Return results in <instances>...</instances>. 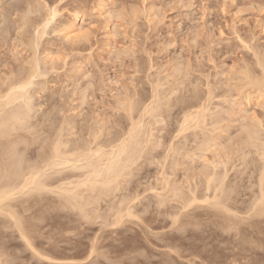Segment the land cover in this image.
<instances>
[{
    "label": "rangeland",
    "instance_id": "1",
    "mask_svg": "<svg viewBox=\"0 0 264 264\" xmlns=\"http://www.w3.org/2000/svg\"><path fill=\"white\" fill-rule=\"evenodd\" d=\"M33 5H34V7H37V8H33ZM36 5H38V6H36ZM45 6H46V8H45ZM38 7L39 8L41 7V9H40L41 11L39 10ZM54 7L56 10H58L57 11L58 15L56 16L54 21L51 22L50 25H48V27L46 29V34L42 37V39L37 40V43L39 46L38 49L36 48L37 51L33 50L31 48V46H29V45H30V43L34 44L31 41H34L36 39V35H37L36 33L38 30V25H41L43 23V21H45V20H43V19H46L45 14H47L46 16H48V13H49L48 11H50L51 8L53 9ZM32 9H33V11H34V9L35 10L37 9V10L32 12L33 14L31 13V15L28 14V11H30ZM26 11L28 14V18H30V22L32 23L29 25V23H30L29 22L26 25V26L29 25L28 28L26 26H23L24 23H22L23 17L25 16ZM23 13H24V15H23ZM75 13H78V14H76L77 16L75 15ZM64 26H65V28H64ZM70 26H71V28L75 27V29L78 30L77 34L81 32L79 35H82V33H85L86 34L85 36H87V38L85 39L84 37H82L83 39L81 38V40H80V38L76 39V40L73 39L74 41L73 40L72 41L71 40L70 41L65 40L66 38L63 36L65 33L63 35L61 34L63 32L62 30L66 29V27L68 29ZM57 28H59V29H57ZM262 28L264 29V0H0V78L1 77L6 78L9 76H12V74L16 73L17 71L20 72L21 70H27V68H29V66L25 63V61L27 62L28 60H25V59L31 60L32 58H34L33 56H36V54H37L40 58L38 56H36V57L42 63L40 66V70L42 71L43 75L33 79V84L30 86L29 92L31 93V96H33V98H34L33 100L35 102V105H37L36 107L38 108V110L36 112L37 115H35L36 113L34 114L35 118L32 119L31 124L35 125V123H36L37 127L40 125L39 126L40 129L38 128V131H40V130L42 132L45 131L44 133L40 132L41 133V134H39L40 139L44 138V137L48 138L52 133H54L56 131V129L61 127L62 124L59 122H62L63 121L62 119H64L66 117L65 120L67 121V119L70 117L68 120L72 121V123L75 125L74 128L76 127L75 128L76 130L74 129V131L72 132L75 134V135L73 134L76 137L75 141H77L76 139H78L79 137H80L79 140L81 139V137L84 138L83 136H76L77 134L75 133L77 131H78L77 133H81L80 131H82L83 127L85 129L83 128L84 130L82 132V135H85V138H87L86 135H87V132H89V129L93 128L96 130V132H98V131H100V128H103L104 130H102V132L104 131L105 134L102 133L101 141L104 139L103 142L105 143V141L108 140L107 138L111 137L113 140L116 136H118L120 134V132L124 128L126 129V127L128 126L129 120L126 117L125 113L123 111H121V109L119 110V108L121 107V106H119V103L131 100L132 98H128V97H132V95H133V99H134V97H136L135 99L137 101L135 99H134V101H136L137 103L139 100H140V102H142L143 100H145V98L148 99L149 97H151L150 95H152L151 89H153V87L158 86V85H156L159 83L158 81H160L162 84H165V86L163 85L164 86L163 88L161 87L162 85H159L160 88L163 89V90L160 88L158 89V91L162 92V95H160L161 97L165 95L164 97L166 98L168 96L167 95L168 92L171 93V96H172L174 93L172 94V91L170 88H172L174 86L172 88L173 91L176 88L175 92L177 90L178 94L176 93L172 97L170 96V94L168 96L169 98H172V99H170L171 101L173 100L175 102H171L169 99L166 98L167 100H169L168 102L170 105H171V103L173 104L176 102H177L176 104H178L180 99L183 100V102H184V100H185L184 97H187L189 99V100H187V105H190V103L193 100L192 99L190 101V98H192L191 94L193 96V94H195V92H196L195 91L193 93V91H194L193 89H201L202 90V89H205V87H206V89L202 90V91H204V93L199 90L200 95L206 94V92L208 91L207 89H209V87H211L209 90L210 91L212 90V93H213V91L216 93V94L213 93L211 95L212 100L214 97L217 96V93L220 96H218V98L214 99V101L211 100L212 102L211 101L210 102L214 103V104H210V102H209V104H210L209 106L212 105L211 107H213L216 104L218 105L219 104L218 101L220 100V98H223V95H226L224 93H227V91L229 89H231V82H230L231 79H229L231 77L229 75H231V71H232L233 67L241 66V65H242L241 67H244L245 65H247V63L250 64V62H252L255 59L254 57L252 58L253 53H251V51L248 50L247 48L245 49V46H243L245 44H243L244 42L243 43L241 42L242 39H243V41L247 40L246 43H248L250 40L249 43L251 45L253 44L252 46L255 45L254 47L258 46L257 48L260 50V52L263 53L262 55H264V51H261V48H262V50H264V30ZM54 30H56V31L54 32ZM58 30L60 32L61 31L62 32L60 33ZM237 36H239V37H237ZM250 36H251V39H250ZM252 36H254L255 38L253 39ZM239 38L241 39V41ZM251 41H253V43H251ZM30 48L32 49V51ZM34 51H36V54L34 53ZM46 55H49V58H47L48 56H46ZM51 58H53V59H51ZM50 59H51V63L49 62ZM244 59H246V60H244ZM247 59L249 61L250 60H252V61L249 62ZM43 60H44V62H47L48 60L49 61L47 63H43ZM52 60L54 62H52ZM244 61H246L245 64H244ZM254 61H253V64H254ZM24 63H25V65H24ZM22 65H23V67L25 66L24 67L25 69L24 68L22 69ZM136 66H138V67H136ZM241 67H237V69L238 68L240 69ZM50 68H52V69H50ZM54 68H55V70H54ZM16 69H18V70H16ZM19 69H21V70H19ZM173 69L175 70V72ZM230 69H231V71H230ZM237 69L234 68V70H237ZM178 70H180V71L178 72ZM7 72L8 73L12 72V73L8 74ZM227 72L228 73L230 72V73L228 74ZM185 77H187V78H185ZM158 79H160V80H158ZM152 80H153V84H155V81L157 83L155 85H153L151 83ZM161 80H163L164 82L166 80L168 82H170L168 84L170 87L167 86V84H166V83H168L167 81L164 83ZM180 80L183 83L180 82ZM226 80H227L228 84L226 83ZM176 81L178 82V84ZM184 83H185V85H184ZM207 83H208V85H207ZM75 84H76V86H75ZM176 84H177V87H179V84H183L184 86L182 85V87L185 89V91L186 90L187 91L185 92L184 89L181 87V85H180L181 88L180 87L177 88ZM151 85H152V87H150ZM192 85H193V87H192ZM199 85L201 88L199 87ZM228 85L230 87H228ZM164 88L166 90H164ZM168 88H169V90H168ZM191 88H193V89H191ZM76 90L79 92L80 95L78 94V92H76ZM150 90H151V92H150ZM179 90H181V91H179ZM189 90L192 92H190ZM165 91H167V92H165ZM199 91L197 90L198 93H199ZM229 91L232 92L233 95L235 94V96H236L235 90H234L235 92L231 91V90H229ZM81 92L83 94L86 92V95H87L86 100L87 101L86 100L84 101V103L87 102L86 104H82L83 101L81 103L79 102L83 98L82 97L83 95L81 94ZM181 92L184 95H182ZM230 92L228 93V95H226V97L228 96L229 98H226L224 96L226 99H228V101L230 100V96L232 95V94H230ZM134 93H136V94H134ZM143 93L146 95L144 96ZM74 94H76V95H74ZM180 94H181V96H178ZM214 94L216 96H213ZM221 94H223L222 97H221ZM229 94H230V96H229ZM175 95H177V96H175ZM146 96H148V97H146ZM182 96H184V97H182ZM181 97L184 99H182ZM205 97L207 98V96H205ZM137 98H141V99H137ZM176 98H178V99H176ZM225 98H223V99H225ZM261 99H260V101L259 100H256L255 102L253 101V104H256V106L252 105V102L250 103V105L248 104V106H246L247 103H246V101H244L245 102V103L243 102L244 106L243 105L241 107L238 106L239 107V108L237 107L238 109H234V108L233 109L236 110L235 111L236 113L238 110V113H239V111L241 110L240 108H242V109L244 108V110H245L248 107L247 110L252 112V113L249 112V114L253 115L254 114L253 112L256 111L257 113L256 112L255 113L258 116L262 117L261 119H262V121H264L263 120L264 119L263 118L264 117V108L262 109V106L257 107L258 106L257 102H262L263 99L262 100ZM183 102L180 101V107L182 106L184 108V106L186 107L187 105H186V103L183 104ZM188 102H190V103H188ZM215 102H216V104H215ZM221 102L222 101H220V104H219V106H221V109L218 108L219 112L221 110H223L224 108H226V110H227V111L224 110L227 112V114H225V112L222 111L221 117L224 114L226 115V116L224 115V117H226V118L223 120V122L226 120L229 121L230 116L231 117L235 116V115H230L231 113H230V111H228L227 107H229V110H231V107H230L231 104L226 105L225 102H223L222 104H221ZM227 103H231V102H227ZM38 104H40L41 106ZM78 104H82V105L79 106ZM51 105L53 106L54 109L52 108ZM174 105H173V108H174ZM50 107L52 109H50ZM180 107L178 104V105H176V108L169 110L167 112V115L170 114L169 115L170 118L168 117L169 118L168 120H167L166 114H165V117H163V118H165V120L163 118H160V117L159 118L161 120L158 117L155 119H153V118L149 119L148 118L149 116H146V119L145 120L143 119L144 122H142V125L145 126L144 125L145 123L146 124L151 123V120H152V126L150 125V127H149L148 126L149 124H148L147 126L149 128V131H148V128H147V130L146 129L144 130V128H146L147 126L144 127L143 130L146 131L147 134L150 132V130L155 132L154 134H156V135L155 136L153 135L151 137V139H152V141L155 140L156 142H158V144H160L161 146L164 144L162 142V139H163L162 137H164L166 139V141L164 139L163 140L165 143H167V141L169 142L171 140V138L174 139V141L178 142L179 140H182V137H184L185 134L188 135V136H186V138H188V142L190 141L191 143L189 142V144H187V150H188V152L190 151L191 153H193V154H191V153H189V154L191 156L193 155L192 157L190 156V158H192V159L194 158L193 160H195V161L190 162V161H192V159H187V158L185 161L184 159H180L181 157L178 156L180 161L181 160L185 161L184 163L182 161V167L181 168L179 166V168H177L178 169L177 170V169H175V167L173 168L172 166H170L173 170H171V168H170L169 171H167L165 168H169V165H166L164 167V171H162L163 169H162L161 165L163 164L162 162L164 161V159H163L164 155L161 153V150H160L161 146L159 148L157 147L158 151L155 147V150L154 151L152 150L153 152L152 151L150 152V150L148 149V148H150L149 147V145L151 144L150 143L148 145V148H147L148 152L150 154L146 153L147 151H145V153L147 155L145 154V156L143 157V155H144L143 154L142 155L143 158L141 157L142 159H140L141 162L138 161L139 163L136 164L137 166L134 165L135 168L137 167V170L139 173L136 171L135 168H133L132 171H136V172H133L128 176V179L133 181V182H130V180H129V183H131L130 185L127 182L128 179L125 180L128 184L125 183V181L124 182L122 181L123 182L122 185L125 184L124 186L126 188L121 185V187L123 189L121 190V187H118L119 191L118 190L117 191L119 193L117 191H115V193L112 195H110L111 193H109L108 200L106 198H104L102 202L99 201L100 203L99 202L97 203L99 206L97 204H95V202H93V201H92V204L94 203V206H92V205L87 206L89 204V202L86 203L85 200L82 201L83 203L87 204L86 205L87 207L85 206L86 207L85 210H88V209L90 210L89 212L86 211V212H88L87 214L91 213V211L95 212L94 208H96V207L99 208V213H97L96 216L99 214V216L101 215L102 218L98 217V218H96V220L94 219L93 221H95V222H93V224H92L91 220L87 221L85 219L86 221H83L81 216L78 217L79 213L76 212V210L74 212H72L73 210L72 211L68 210L71 213H67L68 212L67 209L63 210L60 205H57L58 197L56 195L54 196L53 194L49 193V195H46L45 201H44L45 203H47L48 207H45V208L41 207V208H39L40 211H39V209H37L38 213L40 215L42 214L43 217L45 216L43 218V220L45 219L44 221L43 220L41 221L42 218L39 217L40 215L38 216V213L35 214L36 213L35 211H33L34 214L29 212V213H25L24 216H25V218L27 217L26 220H28V221L30 218L29 216H31L28 214H33L35 218L36 217L40 218V221L43 222L42 224L38 220V218H36L37 220L34 221V217L32 216L33 221H32V219H30V221H32L33 225L36 226V230H34L30 226L32 224L28 225V227L30 226V228L33 230L32 240L36 244H40V245L42 242V245L44 244V246H45L43 249L47 248V246H48V249H46V252L44 254H48V256H50V258L52 256H55V261L58 259L59 260L55 262L53 260L54 257H52L53 258L52 261H50L51 259H49V261H48L47 258H45V260H47V261H45L43 258H41L42 259V262H41V260H39V257L37 258V256L34 255V253H32V251L30 249L27 250L25 242L20 238L18 231L16 232L15 228H14L15 230L13 228H12L13 230L10 228H7L6 230L10 229L7 232L5 230H3V232H2L1 231L2 229L0 230V232H2V233H0V235L1 236L3 235L2 237L5 236L4 239L0 236V239H1L0 240V243H1L0 244L1 245L0 246V250H1L0 258L2 256L6 255V253H7L6 251H8V253H7L8 258L6 256H4L1 258L2 261L0 260V262H2V263L5 262V264H12L13 263L12 260H14L13 264H53V262H54V264H64L63 260H65L66 264H78V263L81 264L80 262H82L83 264H93V262H94V264H96V263L97 264L98 263L99 264L100 263L101 264H131V263H133V264H142V263L143 264H163V262H164V264H231V263L247 264L249 262H250L249 264H264V231H263L262 235H261L262 232L261 233L257 232V231H260L259 229H261V231L264 230V227H263L264 225L262 224V223H264V222H262V220L264 221V218H262V219L259 218L260 221L258 220V218H256L258 221L255 220V218L250 220L251 222H252V220L253 221L255 220L257 223L260 222V224H262V225H260L259 227L263 228L262 229V228L257 227L258 229L256 231V229H251V227L248 226L250 230H255L254 232L256 234L260 233V235L263 237V238L258 237V235L255 234L258 238V239H256L255 238L256 236H254V234H253V237L256 240H254V239L251 240V237H252V234H250L251 231L249 230V234H248V228L245 227L247 224L244 225V223H243L244 226L241 225L244 229L245 228L247 229V230H245V232H247V233L241 232L242 230L244 231V229H241V231L239 229V230H237L238 235L235 234L236 230H234V229L229 230L228 227L230 226L231 221L230 222L227 221V218L223 216L224 213L223 214L220 213V215H222V217H224V220H223V218L221 216H219L218 210L214 214V213H212L214 211H211V210H214V208L210 209V211L212 213L211 214L209 211V208H208L210 206H207L208 210L205 211V209H207V208H205V209H204V207L201 208L203 206V203H205L202 201L203 202V203L201 202L202 204H198V206L201 205V207H200L201 210H199L198 206L196 207L197 203L194 204L195 206L192 205V207L186 208L189 211L193 209L192 211H190L191 212L190 215L195 214L198 216L201 213L200 214L201 217L200 216L197 217L195 215H192L193 216V220H192V218H191L192 216H189V219H191V220H188L190 222L189 223L187 221L188 217L186 216V218H182V219L180 218L179 222H177V224L175 223L176 225H174V223L172 225L173 213L175 214L177 211H179L180 217H184V216H181V214L183 215V212L185 213L186 210H184L182 207L183 210L181 209L182 213H180L181 212L180 211V208H181L180 204L182 202L180 201L181 203L180 204L178 203L180 200L178 197L177 198L175 197V199H173V197L167 199L168 195L172 191H170L171 189L169 187L168 189H170L169 190L170 192L167 194L166 191H168V189L166 188L167 186L164 184V180L162 181V179H164V178L169 179L170 178V179H172V180L169 179L170 181H173L174 183L176 182L173 186V187H175V189L177 188L176 185H178V184L182 183L184 185L185 181H183V179L186 180V184L183 186L184 188L186 186H188L187 182L188 181L191 182L193 178H194V180L192 182H195V183L191 182L190 184H193V186H195V184L197 185L199 183L202 184L201 181L197 182V179L200 178L201 176H203V172L200 170L201 166H202L201 169L204 171L203 166L208 169V167L211 166L210 164L213 163V161H212L213 159L215 161H217V159H218V164H219V161H220V163H221V161H223L222 160L223 159L222 153L219 152V150H218V152L221 154L220 156L219 155H213L212 156L210 154V152L209 153L204 152L205 154L202 153V155L204 154V156L207 157L209 160L205 159V158H202V159L200 158L201 160H199V157H201L202 155L199 151H197L198 145H194V144L198 143V141H200V139L201 140H202V138L204 139V137H203L204 135L202 132L201 133L203 136H202V138H200L201 134L199 135V133H198L199 130H196V132L198 131L197 136H195L196 132H193L190 130V131H188L189 133L187 132V133L183 134L184 136L181 135L180 136L181 138H177L178 140L176 138L172 137V135L174 137L177 136L176 132L174 131V129L177 127H174V126H178V124H176L175 122H177V120H179L182 117L180 115L182 107L181 108ZM215 107H218V106H214L213 108H215ZM171 108H172V105H171ZM179 108H180V111H179ZM213 108H212V110H213ZM71 109H72V111H71ZM218 109H216L217 114H218ZM44 110L47 112H45ZM50 110H51V114H53L52 115L53 118H55V119L52 118L50 113L47 114L48 112H50ZM52 110L54 111V113ZM212 110L210 108V111H212ZM253 110H255V111H253ZM176 111H177L178 116L176 115ZM169 112H171V113H169ZM213 112H214V110H213ZM213 112H211L209 114L211 115ZM238 113L236 114V117H233L236 119V121L238 120V123L234 119H230V122H231V120H233L235 122L234 123L231 122L232 123L231 124L228 121H226V122H224V124L221 123L222 127H220L221 124L218 125L219 127L215 132H217V134L218 133L221 134L220 137H222V138H220V139H223V141H221L219 139V136H218L219 134L217 135L215 132H214V134H216V135L212 134L213 137L216 136V138L219 139L215 142H218V144L220 143V146L224 145V141H225V144H227L228 140L230 139L229 138L230 136H231V139L234 140V141H231V139H230V142H229L230 145H232L231 142H235V140L237 141L240 138V136H241L240 134H239V138L238 139L236 138V137H238V136H236L238 134L237 131L239 132L240 130H242V128L240 129V127H239V126H241L239 123H242L241 120H243L246 115H244L243 116L244 118L241 119L242 118L241 113L244 114V112L242 111L240 113L241 115L239 114V116H241V117H238ZM65 114H66V116H65ZM174 114L177 116V118H175L176 116ZM207 114H208V112H207ZM245 114H247V113H245ZM256 114H254L253 116H255ZM46 115H48V116H46ZM210 115H209V117H210ZM219 115L220 114H218V116ZM227 115H229L228 119H227ZM247 116L249 117L250 115H247ZM258 116H256V117L258 118ZM36 117L38 118L39 122L36 121V119H37ZM43 117H45V118H43ZM47 117H49L48 118L49 120L47 119ZM61 117H64V118H61ZM209 117L207 119H209ZM250 117H252V116H250ZM43 119L44 120L47 119V120L44 121ZM52 119H53V123H51ZM59 119H60V121H59ZM103 119L105 121H103ZM162 119L164 121H162ZM54 120H57L56 121L57 123L55 122V124H54ZM65 120H64V122H65ZM73 120L76 122H73ZM146 120H148V121H146ZM41 121H43L44 123ZM153 121L156 122L155 123L156 125L154 124L155 128H153L154 127ZM207 121H211V118H210V120H207ZM40 122H41V124H40ZM46 122H48V123L46 124ZM100 122L102 123V126L98 125V124H101ZM108 122H111V123H108ZM112 122H114V123H112ZM117 122H118V127H117ZM211 122H208V123H211ZM249 122L251 123V121H249ZM92 123H93V125H92ZM243 123H245V124L248 123L247 119L244 120ZM243 123H242V125H245ZM250 123H248V124H250ZM73 124H71V125H73ZM88 124L92 127H90ZM107 124H108V126H107ZM168 124H169V126H168ZM48 125H49V127H48ZM80 125H82V126H80ZM96 125H98V126H96ZM235 125H236V127H235ZM50 126H52V127H50ZM79 126L82 128H78ZM87 126L89 129H87ZM54 127H56V128H54ZM63 127H65V125ZM69 127L71 129V126H68L67 129H69ZM109 127L112 129H110ZM223 127L229 129V131L227 129H224L225 131L227 130L228 133L227 132L223 133ZM105 128L108 130H106ZM161 128H162V130H161ZM168 128H169V130H168ZM220 128L222 130L221 133L219 130ZM209 129H211V128H209ZM235 129H237V130H235ZM71 130H73V129H71ZM91 130H90V132L93 131V130L92 131ZM154 130H156V131H154ZM49 131L51 132V134ZM107 131H110V132L112 131V133H109ZM166 131L169 132L171 137L169 134H167ZM64 132L67 133L68 131H64ZM114 132H116V133H114ZM46 133L49 134V135L47 134L48 137L46 136ZM43 134H45V135H43ZM151 134H153V133H151ZM191 134L192 135L194 134L193 135L194 137ZM210 134L211 133H209L208 135L212 137V135H210ZM228 134H229V137H227ZM234 134L236 136L235 138H234ZM71 135H68V133H67L66 138L68 136L70 137ZM73 135L71 138H72V141L75 142L73 139ZM165 135L166 136L169 135L168 136L169 138L165 137ZM222 135H224V136H222ZM106 136H110V137L105 138ZM156 136H158V138ZM153 137H156V138L153 140ZM190 137L191 138L193 137L192 138L193 140ZM195 137L199 138L197 142H196ZM206 137L208 138V136H206ZM46 138L44 141H45V143L49 144V142L46 141ZM189 138H190V140H189ZM225 138L227 141L225 140ZM68 139L69 138H67V140ZM157 139H158V141H157ZM167 139H169V140H167ZM185 139L183 138L184 142L183 141H179V142L188 143L186 141L187 139L186 140ZM69 140H71V139H69ZM110 140L111 139H109L108 141H110ZM40 141L41 142L38 143L39 146H40V144H43L42 140H40ZM160 141L162 142V144ZM153 143H152V145H153ZM235 143H237V142H235ZM69 144H71V143H69ZM156 144L157 143H155V145ZM190 144H192L191 145L192 147L190 146ZM38 145H37V147H38ZM164 145H167V144H164ZM43 146H45V145H43ZM47 146H45V149ZM195 146H197V147L195 148ZM214 146L215 147L212 148L213 151H211V149H210V151L212 152V154H218V152L216 153L215 150H217V148L220 149V147L217 145H214ZM224 146H223V148H224ZM237 146L239 147V144ZM164 147L165 146H163L161 148L163 153L165 151ZM225 148H228V144H227V147H225ZM232 148H234V147H232ZM237 148L236 149L234 148V151L235 150L238 151ZM42 149L44 150V147H42ZM151 149H154V148H151ZM193 149L196 151H194ZM192 150H193V152H192ZM230 151H232V150H229V152ZM234 151L230 154H229V152H227V151L226 152L228 153V155L231 156V154L234 155ZM182 152L185 153L184 151H182ZM222 152H224V151H222ZM238 153L241 155L240 152H238ZM197 154H199L200 156L197 157L198 156ZM224 154H226V153H224ZM156 155L159 157H162V160H161V158L160 159L157 158ZM194 155L196 157H194ZM240 155L236 154L235 159H234V160L238 161L239 165L241 164V162H239V160L241 161ZM216 156H219L220 158L219 157L217 158ZM223 156H225V155H223ZM230 156H228V158ZM238 156L240 158L236 159V158H238ZM151 157H152V159H151ZM175 157L176 158H174L173 160L176 161L177 156H175ZM232 157L230 159L234 158V157L233 158ZM250 157L252 158L253 155L249 156V158ZM196 158L198 161H196ZM211 158H212V160H211ZM226 158L227 157H225L224 159H226ZM251 158H250V160H252ZM147 159H151V160L147 161ZM170 159H168V162H170ZM230 159H228L226 161H229ZM152 160H153V162H152ZM187 160H189V161H187ZM205 160H207V161H205ZM237 161H235V162L233 160H232V162L229 161L230 164L227 163L228 167L226 166V168L227 169L231 168L232 163L234 165V163L236 164ZM159 162H161V164ZM187 162H189L191 164L189 165ZM207 164H209V166ZM238 164H236V165L238 166ZM221 165H222V163H221ZM187 166H190L189 168H191V169L188 170ZM218 166L216 169L218 171V173H219V170H222V172H223V169H224V172L226 171V169L224 168L225 167L224 165H222L223 169L221 168L222 166L221 167L220 166L218 167ZM160 167H161V169H159ZM195 167H197V168H195ZM238 167H240V166H238ZM198 168H199V171H201L200 173L202 175L200 173H198L199 172ZM210 168H212V167H210ZM218 168H220V169H218ZM242 168H243V166L240 167V169H242ZM174 169L177 171H174ZM182 169H184V170H182ZM192 169H197V170H192ZM229 170L227 171L229 173V174H227V176H228V178L229 177L230 178H229V181H227V182L231 183V177L232 178H233V176L235 177V174H236V176H237V179L235 178L236 181L239 182L240 181L239 179L242 178V179H244L243 187L245 188L248 185V184H246V183H248V181H247L248 175H245L247 172L244 174L246 176V178H243L244 176H242V177L238 176L237 173L232 174L233 171L234 172L237 171L236 169H234L232 172H230ZM248 170H250V169H248ZM171 171L172 172L174 171L175 174H173V173L171 174ZM186 171L190 174L186 173ZM193 171L196 172V173L194 172V175L192 174ZM160 172L162 173L161 176H160V174H161ZM166 172H169L172 177H169L168 176L169 173L166 174ZM183 173H185V174H183ZM181 174H182V176H181ZM199 174H200V176H199ZM164 175H166V177H163ZM173 175H174V177H173ZM183 175L190 176V177L186 176L187 179H189V178L190 179L187 180L186 178H184L185 176L183 177ZM192 175L194 176L193 178H192ZM176 176H178V177H176ZM133 177H135V178H133ZM239 177H241V178H239ZM179 178H181V179H179ZM204 178L202 177V182H204V180H203ZM157 179H161V180H159V183L157 182L158 181ZM173 179H175V181ZM245 179H246V182H245ZM178 180H181V182ZM199 180H201V178L198 179V181ZM170 183H171L170 185H172V182H170ZM241 184H240V186H241ZM164 185H165V187H164ZM244 185H246V186H244ZM127 186L129 189L127 188ZM149 186H150V188H148ZM152 186H154L153 187L154 190L155 189H157V190L154 191ZM240 186L238 187L239 193L240 192L242 193V191L245 192L246 188L244 190V188L241 186L243 189V190L241 189L242 190L241 191ZM163 187L166 188V189H164L166 191L163 190ZM180 187H182V186H180ZM188 187H186V189ZM147 188H148V190H147ZM161 188L164 191V193L167 194L166 198L163 197L165 194L163 195ZM184 188H182V190H185ZM198 188H199V186H198ZM142 191L144 192V193H142L143 195L141 194ZM158 191H159V193H157L155 195V193ZM187 191H188V189H187ZM187 191L185 190V192H187ZM246 192L249 193L248 190ZM86 193H88V192H85L84 196L86 197V196L90 195V196H88V198L91 201V198H90L91 194L88 193V195H86ZM125 193H126V195H125ZM160 193L162 194L161 197H157ZM241 193H240V195H241ZM45 194H47V192ZM45 194L42 197H44ZM50 195H52L51 197L55 198L56 201H55V199H51ZM93 195H92V197H93ZM121 195H123V196H121ZM128 196L130 198L129 202L131 201L132 197L136 198V196L137 197L139 196L140 201L136 198L137 201L135 200V204L128 203V200H127ZM171 196L169 195V197H171ZM111 197H113V198L115 197V198L113 199ZM240 197H243V193ZM110 198H111V200H110ZM122 198L127 200L124 203H128V204H131V206L132 205L135 206L133 209L136 212V213L134 212L135 214H139L138 216L141 215L140 216L141 218L144 215L145 216L141 219V221H139V220L137 221V219L131 220V218H129L127 220V217H126L123 220V222H124L123 224H121L117 227H113V228L111 226L109 228L110 223H108V225L106 227L107 223L105 221H107V219H108V221L111 222V220H112L111 216L113 215V213L116 212L115 210H117V207H119L118 204L120 203V208H123L125 206L124 203L121 204V201L124 200ZM143 198H145V199L143 200ZM162 198H164V199L162 200ZM166 199L167 200L171 199V201L165 202L164 200H166ZM176 199H179L178 202L176 201ZM242 199H247V198L243 197L240 200H242ZM48 200L50 201V203ZM92 200H93V198H92ZM104 200H106L108 203L106 201L104 202ZM132 200H134V199H132ZM160 200L163 201V202L161 201V203L165 202L167 204L165 206H162L163 204L161 205V204H159V202H157ZM238 200H239V197H238ZM116 202H117V204H116ZM149 202H151V203H149ZM154 203L161 205V208L159 205L157 206ZM198 203H200V202L198 201ZM116 205H118V206H116ZM141 205H143V206H141ZM205 205H207V203H205L204 206ZM243 205H242V203H241V205L239 204L240 207H243ZM45 206H46V204H45ZM59 206H60V208H58ZM108 206H110V207H108ZM90 207H92V208H90ZM112 207H113V209H112ZM177 208H179V209H177ZM59 209H61V210H59ZM110 209H112V210H110ZM51 210H53L52 211L53 213L50 212ZM97 210H96V212H98ZM109 211L110 212L114 211L111 216H109L110 215ZM140 211L143 213H140ZM150 211H152V212H150ZM189 211L186 212L187 215H189L188 214V213H190ZM43 212L45 214H43ZM106 212H107V214H106ZM103 213H104V215H103ZM151 213H152V215H151ZM186 213L184 215H186ZM56 214H58L59 217H58V215L56 216ZM157 214L159 217H157ZM176 214H175V216H176ZM179 214H177V216ZM91 215L93 216V214H91ZM161 215H163V216H161ZM211 215L213 217H211ZM54 217L55 218L57 217V218L55 219ZM153 217L155 218L154 221H153V219H154ZM195 217L198 218V221H200L199 223ZM207 217H209V218L207 219ZM46 218H48L47 220L49 222L46 221ZM58 218H59V220H58ZM72 218L74 220L77 219V221L74 222ZM194 218L196 221H194ZM210 218L213 221H211ZM49 219H51V220H49ZM102 219H104V220H102ZM151 219L153 222L151 221ZM204 219H205V221H204ZM68 220H70L69 221L70 224L68 223ZM164 220H165V222H163ZM181 220L185 221V223L183 222L184 225L181 224V222H182ZM225 220H226V223H225L226 225H228L230 223L227 226L228 231L231 232V233L229 232L230 235H227L228 234L227 229L224 230L225 229L224 226H226V225H224ZM4 221L7 222L6 219ZM36 221H38V222H36ZM57 221H58L59 225H58ZM61 221H62V223H61ZM125 221H127L126 224H125ZM155 221H157V222H155ZM80 222H83V223H80ZM84 222H87V223H84ZM89 222H91V223H89ZM187 222H188V224H191L190 226H188V228H187V225H188ZM213 222H215L216 225L212 224ZM227 222H229V223L227 224ZM29 223H31V222H29ZM64 223H66V224L68 223V225H67L68 228H66V226H65L66 224H64ZM103 223H105V224L103 225ZM148 223H150V224H148ZM193 223L194 224L198 223L199 225L198 224L194 225ZM202 223H204V224H202ZM252 223H254V222H252ZM38 224L39 225L41 224L40 226H42V230H37V228H38L37 226H39ZM79 224H80V226L81 225H84V226L80 227ZM86 224H89V225H86ZM143 224H144V227L142 226ZM200 224H201V226H200ZM217 224H218V226H217ZM53 225L56 227H54ZM60 225L65 227L66 229L63 231ZM163 225H164V227H163ZM185 225H186V227H185ZM34 226H33V228H34ZM40 226H39V229L41 228ZM43 226H44V228H43ZM57 226H59V227H57ZM145 226H147L148 228ZM219 226L220 227L222 226V227L220 228ZM241 226L239 225L240 228H241ZM46 227H48V228H46ZM52 227L57 228V231H56V229H53ZM72 227L75 228V230ZM197 227H199V228H197ZM204 227H206V228H204ZM45 228H46V230H44ZM222 228L224 231L222 230ZM230 228H231V226H230ZM252 228H256V227H252ZM51 229L53 230V234H52ZM59 229H61V230H59ZM67 229H68V231H70V234L66 232ZM183 229H186V230H183ZM187 229H189V230H187ZM191 229L193 230V232ZM10 231H13L14 234H12L13 232H10ZM35 231H36V234L39 233L40 231H42L41 232L42 235L41 234L35 235V233H34ZM72 231H75V232H72ZM84 231H85V233H84ZM114 231H115V233H114ZM8 232H9V234H8ZM54 232H56V234ZM71 232L74 235L71 234ZM111 232H112V234H111ZM194 232H195L197 237L195 236ZM58 233H60L61 235ZM125 233H126V236H125ZM220 233H221V237H220ZM232 233H233V236H232ZM47 234L49 235L48 237H51V234H52V237L56 236L55 238L53 237L54 240H52V237L50 238V241L52 240L51 244H52V242L54 243V241H55L56 245L58 243L56 249H52V248L49 249V245H45V244H47V242H48L47 240L49 239V238L45 239L47 237ZM163 234H164V236H163ZM192 234H194V235H192ZM216 234H217V236H216ZM242 234L244 236H245V234H246V236L249 235L248 238L251 236L249 238L250 242L248 241L246 236H245V238L247 239V242H246V239L244 241ZM62 235H63V237H62ZM67 235L68 236L70 235V236L68 237ZM222 235H223V238H222ZM38 236H40L39 237L40 240H41V238H43L47 242L43 239L41 241H39ZM57 236H58V238H57ZM225 236H227V237L225 238ZM238 236H239V238H238ZM92 237H94V238L92 239ZM205 237H206V239H205ZM81 238H82V240L85 238L86 239L81 241ZM97 238H99V241ZM114 238L116 239V242H115ZM234 238H236V239H234ZM71 239H73V240H71ZM223 239H225V240L223 241ZM93 240H95V243H96L95 245H96L98 252L96 251L97 253L93 254V256H92L93 259L90 256V260H89V257H88V254L90 252L89 247H91L92 243L94 242ZM120 240H122V241H120ZM161 240H163V241H161ZM167 240H169V241H167ZM171 240H172V242H171ZM234 240H235V242H233ZM88 241H89V243L92 241L90 243V245L88 244ZM103 241H105V242H103ZM238 241H239V243H238ZM253 241H255V242H253ZM121 242H123V243H121ZM232 242L235 244H233ZM5 243H6V245H5ZM62 243H64V244H62ZM170 243L171 244L173 243L172 244L173 249L171 248ZM87 244H88V246H87ZM242 244H243V246H241ZM246 244H247V246H245ZM40 245L39 246L37 245V247L40 250H42L43 246L42 245L40 246ZM109 245L111 246L110 248H109ZM232 245H233V247H232ZM23 246H25V247H23ZM115 246H117V247H115ZM130 246L132 249L130 248ZM235 246L236 247L239 246L238 248L240 250L238 248H236ZM79 247H81V248H79ZM83 247H85V248H83ZM105 247H107V248H105ZM249 247H250V251H249ZM1 248L2 249L4 248L5 251L2 250ZM7 248H9V249H7ZM103 248H105V249H103ZM166 248H168V249H166ZM232 248L234 249V251ZM72 249H74V250H72ZM47 250L51 251V252H48ZM101 250H103V253L105 252L106 255H105V253L101 254V252H102ZM114 250L116 252H114ZM246 250H247V252L249 251L248 254L246 252H244ZM21 251L22 252L25 251V252L22 253ZM239 251L240 252L242 251V252L240 253ZM233 252L235 254H233ZM77 253H78V255H77ZM50 254H52V255H50ZM252 254H253V256L250 257ZM102 255H105V256L102 257ZM245 255L246 256L249 255V257L251 259H249V257H246ZM235 256H238V258ZM18 257H21V258H18ZM30 257L31 258L35 257V258L31 259ZM63 257H64V259H63ZM116 257H117V259H116ZM3 258H5V259L3 260ZM74 258H75V261L73 260ZM233 258H234V260H233ZM69 259H71V260H69ZM79 259H80V261L78 262L77 260H79ZM29 260H32V262L31 261L29 262ZM123 260H125V261H123ZM240 260H242L245 263L240 262ZM145 261H147V262H145ZM231 261H234V262H231ZM74 262H77V263H74Z\"/></svg>",
    "mask_w": 264,
    "mask_h": 264
},
{
    "label": "bare ground",
    "instance_id": "2",
    "mask_svg": "<svg viewBox=\"0 0 264 264\" xmlns=\"http://www.w3.org/2000/svg\"><path fill=\"white\" fill-rule=\"evenodd\" d=\"M40 4V3H39ZM36 6H38V5H36ZM40 6V5H39ZM42 7V6H41ZM41 7L39 8V10L41 9ZM33 8H37V7H34V5H33ZM45 8H46V6H45ZM49 8V7H48ZM55 8V7H54ZM30 9V8H29ZM52 9V8H51ZM58 9V8H57ZM37 10V9H36ZM35 9H34V11H36ZM38 10V11H39ZM48 10V9H47ZM50 10V9H49ZM33 11V9L32 10H30V11H28V14H30L31 15V13L32 12H34ZM41 11V10H40ZM39 11V12H40ZM58 10H56V12H57ZM49 13H48V16H46L47 14H45V17H46V19H43V20H45V21H43V23L41 24V25H38V30H37V35H36V41L34 40V41H31V42H33L34 44H31L30 43V45L29 46H31V48L33 49V50H36V48L38 49V43H37V40H41L42 39V37L46 34V29H47V27H48V25H50L51 24V22H53L54 21V19L56 18V16H55V18L54 19H51V11H48ZM58 13V12H57ZM28 14H27V11H26V14H25V16L23 17V21H22V23H24V25L23 26H26L29 22H30V18H28ZM33 14V13H32ZM76 14H78V13H75V15ZM23 15H24V13H23ZM74 15V16H75ZM77 16V15H76ZM30 17V16H29ZM44 17V18H45ZM32 19V18H31ZM22 20V19H21ZM21 23V22H20ZM30 24H32L31 22L29 23V25ZM29 25L28 26H26L27 28L29 27ZM262 26V25H261ZM64 28H65V26H64ZM70 28V29H69ZM68 29H67V27H66V29H63L60 33L63 35L64 33V37L66 38L65 40H68V41H72L73 39H79L80 38V40H81V38L82 37H84L85 39L87 38V36H85L86 34L85 33H82V35H79L80 33H78L77 34V32H78V30L77 29H75V27L74 28H71V26L69 27ZM57 29H59V28H57ZM62 29V28H61ZM263 29V28H262ZM264 30V29H263ZM23 31V30H22ZM56 30H54V32H55ZM57 31V32H58ZM22 33V32H21ZM60 34V35H61ZM237 35V34H236ZM240 36V35H239ZM239 36H237V37H239ZM242 38V37H241ZM249 38V37H248ZM252 38L254 39L255 37L254 36H252ZM83 39V38H82ZM240 39V38H239ZM245 39V38H244ZM250 39H251V36H250ZM246 40V39H245ZM74 41V40H73ZM240 41H241V39H240ZM247 41V40H246ZM246 41H243V39H242V43L243 44H245V45H243V46H245V49L247 48L248 50H250L251 51V53H253V56H252V58L254 57L255 59V61H254V64H253V61L252 60H250V61H252V62H250L248 59V61L250 62V64L249 63H247V65H245L244 67H241V66H236V67H233V69H232V71H231V69H230V71H231V75H229L231 78H229V79H231V89H229V90H231V91H234L235 93H236V96H235V94L233 95L232 94V92H230L228 89V91H227V93H224V94H226V95H228V93L230 92V94H232L231 96H230V94H229V96H230V100L228 101V99H226V98H229L228 96L226 97V95H223V94H221V97H222V95H223V98H225V99H223V98H220V100L218 101L219 102V104H220V101H222L221 102V104L223 103V102H225L226 103V105H230V107H231V110H229V107H227L228 108V111H230V115H235V116H230V119H234L235 121H236V119L235 118H233V117H236V114L238 113V110H237V113L235 112L236 110H234V109H238L239 107L238 106H244V101H246V106H248V104L250 105V103L252 102V105H255L256 106V104H253V101L255 102L256 100H259L260 101V99L262 100V102H257V107H259V106H262V109L264 108V87H262V81H264V55H262L263 53L262 52H260V50L257 48V47H254V46H252L249 42H250V40H249V42L248 43H246ZM254 41V40H253ZM253 41H251V43H253ZM29 48V47H28ZM30 48V49H31ZM260 48V47H259ZM32 49H31V51H32ZM37 51V50H36ZM36 51H34V53L36 54ZM261 51H264V50H262V48H261ZM31 55V54H30ZM50 55V54H49ZM49 55H46V56H48L47 58H49ZM36 56H38L37 54H36ZM36 56H33L34 58H32L31 60H29V59H25V60H28L27 62L25 61V63L29 66V68H27V70H21V69H19V70H21L20 72L19 71H17L16 73H14V74H12V76H9V77H6V78H3V77H1L0 78V230L3 232V230H5L6 232L7 231H9L10 229H16V232L18 231V234H19V236H20V238L25 242V245H26V248H27V250L28 249H30L31 251H32V253H34V255H36L37 256V258L39 257V260H41V262H42V259L41 258H43L44 260H45V258H47V260L49 261V259H51L50 261H52V257H54V261H55V256H52L51 258H50V256H48V254H44L45 252H46V249H48V246H47V248H45V249H43L45 246H44V244L42 245V242H41V245L43 246L42 247V250H40L38 247H37V245L39 246L40 244H36L33 240H32V237H33V230L32 229H34V230H36V226H34L33 225V223H32V221H33V219H32V216L34 217V213H33V211H35L36 213L35 214H37L38 213V210L37 209H39V208H41V207H48L47 206V203H45L44 201H45V197H46V195H49V193L50 194H53L54 196L56 195L57 197H58V199H57V205H60L61 206V208L64 210V209H67V211L68 210H73L72 212H74L75 210H76V212H78L79 213V215H78V217H80L81 216V218H82V220L83 221H92V224H93V222H95V221H93L94 219L96 220V218H98V217H101V215L99 216V214L96 216V214L97 213H99V208L98 207H96V208H94V211L95 212H93V211H91V213H89V214H87L90 210L88 209V210H85V208L87 207V206H94V203L92 204V201L93 202H95V204H97L99 201H103V199L104 198H106L107 200H108V196H109V193H111L110 195H112V194H114L115 193V191H117L118 190V187H121V185H122V183L125 181V180H127L128 179V176L131 174V173H133V172H138V170H137V167L135 168V166L134 165H136L137 163H139L138 161H140V159H142L144 156H145V154L146 153H149L148 152V149L150 150V152L153 150H155V147H156V149H157V147L159 148L161 145L160 144H158V142H156L154 139L157 137L158 138V136H156V137H153V140L155 141H152V139H151V137L154 135H156V134H154L155 132H153L152 130H150V132L147 134L146 133V131H144L145 129L147 130V128H148V126L150 127V125L152 126V120H151V123H145L144 125L145 126H143L142 125V122H144L143 121V119L145 120L146 119V116H149L148 118L149 119H155V118H163V117H165V114H166V117H167V120L170 118L169 117V113H171V112H169L168 114L169 115H167V112L169 111V110H172V109H174V108H176V105H178L179 104V107H180V101H182L183 102V100H181L180 98V100H179V103L178 104H176V103H171V102H175V101H171L170 99H172V98H169L168 96H169V94H170V96H171V93H169L168 92V96L166 97L167 99H169L171 102V105H172V108H171V105L169 104V100H167L164 96H160V95H162V92H160V91H158V89L160 88V86L159 85H162L161 87L163 88L164 86H165V84H162L160 81H158L159 83L158 84H156L157 82L155 81V84L156 85H158L157 87H153V89H151L152 90V95H150L149 93V95L151 96V97H149L148 99H146L145 98V100H143L142 102H140V100L138 101V103L136 102L137 100L135 99L136 97H134V99L136 100V101H134V99H133V95H132V97H128V98H132L131 100H128V101H126V102H120L119 103V106H121L120 108H119V110L121 109V111H123L124 113H125V115H126V117L128 118V120H129V123H128V126L126 127V129L124 128L121 132H120V134L118 135V136H116L113 140H112V138L110 137V136H106L105 138H107V137H110V138H107L108 140L109 139H111L110 141H105V143L103 142V140L101 141V138H102V133H104V131L102 132V130H104L103 128H100V131H98V132H96V130L95 129H93V128H91V129H89L88 128V126H87V129H89V132H87V135H86V137L87 138H85V135H82V132H83V130L85 129L84 127V129L82 128V127H80V126H82V125H80L78 128H82V131H80L81 133H77V132H75L77 135L76 136H83L84 138H82L81 137V139L79 140V138L78 139H76L77 141H75V134L74 133H72L73 131H74V129L76 128H74V124L72 123V121H70V120H68L67 119V121L65 120V116H66V114H65V118L64 117H61V118H64V119H62L63 121V123L62 122H59V123H61L63 126L65 125V127H63L61 124V127L60 128H58V129H56V131L54 132V133H52L51 134V132H50V136L48 137V133H46V136L49 138H46V137H44V138H41L40 139V135L39 134H41L40 132H42L41 130L40 131H38V128H39V126L37 127V125H36V123H35V125L34 124H31V121H32V119H34L35 118V115H37V110H38V108L36 107L37 105H35V102H34V98H33V96H31V93L29 92V89H30V86L33 84V79H35V78H37V77H39V76H42L43 74H42V71L40 70V66H41V61L36 57ZM32 57V56H31ZM39 57V56H38ZM51 57V56H50ZM30 58V57H29ZM40 58V57H39ZM44 59V58H43ZM51 59H53V58H51ZM51 59H50V63H51ZM244 60H246V59H244ZM47 61V62H48ZM24 62V61H23ZM47 62H44V60H43V63H47ZM52 62H54L53 60H52ZM25 63H24V65H25ZM246 63V61H244V64ZM253 64V65H252ZM53 65V64H52ZM139 65V64H138ZM239 65V64H238ZM140 66V65H139ZM25 67V66H24ZM23 67V65H22V69L24 68ZM136 67H138V66H136ZM141 67V66H140ZM237 67H241L240 69L238 68L237 69ZM21 68V67H20ZM234 68L235 69H237V70H234ZM25 69V68H24ZM50 69H52V68H50ZM140 69V68H139ZM14 70V69H13ZM16 70H18V69H16ZM54 70H55V68H54ZM174 70V69H173ZM177 70V69H176ZM180 70H178V72H179ZM13 72V71H12ZM12 72H10V73H12ZM174 72H175V70H174ZM177 72V73H178ZM225 72V71H224ZM8 73V72H7ZM10 73H8V74H10ZM223 73V72H222ZM228 73V72H227ZM230 73V72H229ZM228 73V74H229ZM7 74V75H8ZM227 74V75H228ZM186 75V74H185ZM184 75V76H185ZM188 75V74H187ZM226 75V74H225ZM189 76V75H188ZM150 77V76H149ZM185 78H187V77H185ZM227 78V77H226ZM184 79V78H183ZM228 79V78H227ZM158 80H160V79H158ZM164 80V79H163ZM163 80H161V81H163ZM77 81V80H76ZM167 81V80H166ZM165 81V82H166ZM184 81V80H183ZM151 82V81H150ZM164 82V81H163ZM164 82V83H165ZM168 82V81H167ZM177 82V81H176ZM180 82H182L181 80H180ZM229 82V83H230ZM75 83V82H74ZM152 84H153V80H152V82H151ZM161 83V84H160ZM170 82H168V83H166L167 84V86H169L168 84H169ZM175 83V82H174ZM183 83V82H182ZM186 83V82H185ZM185 83H184V85H185ZM226 83H227V80H226ZM225 83V84H226ZM155 84H153V85H155ZM177 84H178V82H177ZM177 84H176V87H177ZM193 84V83H192ZM206 84V83H205ZM212 84V83H211ZM228 84V83H227ZM164 85V86H163ZM180 85H181V87H182V85L183 84H179V87H180ZM183 85V86H184ZM202 85V84H201ZM204 85V84H203ZM207 85H208V83H207ZM206 85V86H207ZM75 86H76V84H75ZM205 86V85H204ZM203 86V87H204ZM210 86V85H209ZM227 86V85H226ZM150 87H152V85L150 86ZM170 87V86H169ZM174 87V86H173ZM172 87V88H173ZM179 87H177V88H179ZM180 87V88H181ZM186 87V86H185ZM192 87H193V85H192ZM199 87H200V85H199ZM198 87V88H199ZM228 87H230L229 85H228ZM227 87V88H228ZM44 88V87H43ZM162 88H160V89H162ZM172 88H170L171 89V91H172V94L174 93V94H178V92H177V90H176V92H175V89H174V91H173V89ZM183 88V87H182ZM197 88V87H196ZM201 88V87H200ZM211 87H209V89H210ZM79 89V88H78ZM82 89V88H81ZM80 89V90H81ZM85 89V88H84ZM184 89V88H183ZM191 89H193V88H191ZM205 89H206V87H205ZM205 89H202V90H205ZM209 89H207L208 91L206 92V94H203V95H200V91H202L201 89H193L194 91H193V93L195 92V94H193V96H192V94H191V97L192 98H190V101L192 100V102L190 103V102H188V103H190V105H187V100H189L187 97H184V96H182V97H184L185 98V100H184V102H183V104H185L186 103V107L184 106V108L182 107H180L181 108V118L179 119V120H177V122H175L176 124H178V126H174V127H177V128H175L174 129V131L176 132V134H177V136L176 137H174L173 135H172V137L173 138H181L180 136L182 135V136H184L183 134H185V133H187L188 131H193V132H196V130H199V135L201 134V136H200V138H202V136L204 137V139L202 138V140L200 139V141H198V137L196 138L195 137V139H196V142L198 141V143H196V144H194V145H198V148H197V151H199L200 153H201V155H202V153H204V152H210V154L213 156V155H221L219 152H221L222 153V157H223V161H221V163H222V165H224L225 167V169H226V171L224 172V169H223V166L221 165V163H220V161H219V164H218V159H217V161H215L214 159L212 160V158H211V160L213 161V163H211L210 161V167H212V168H210V167H208V169L206 168V167H204L203 166V169H204V171L201 169L202 168V166H201V168H200V170L203 172V176H201L200 178H201V180H199L198 181V179H200V178H198L197 179V182H200L201 181V183L202 184H195V186H193V184H190L193 180H194V172L195 171H193V175H192V181L191 182H187V185L189 186H186V187H188L187 189H188V191H187V189H186V187L184 188L183 186L186 184V180H184L183 179V181H185V183H184V185L182 184H178V185H176L177 186V188L175 189V187H173L174 186V184L176 183H174L173 181H170V180H172V179H168V178H164V179H162V181L164 180V184L167 186L166 188L168 189L169 187H170V189H168V191H166V190H164V189H166V188H164L165 187V185H164V187H163V190L164 191H166L167 192V194L170 192V191H172V192H170V196L171 197H169V195H168V197H167V199L168 198H172L173 197V199H175V197L177 198H179V199H176V201L178 202V200H179V204L181 205V208H180V211H181V209H182V207H183V209L184 210H186L185 211V213L186 212H188L189 210L188 209H186L187 207L189 208V207H192V205H194L195 203H197V205H196V207L198 206V204H202L203 202H205V203H207V205H205L204 206V204L205 203H203V206L201 207V205L200 206H198V208H199V210H201V208H203L204 207V209L205 208H207V206H210V207H208L209 208V211H210V209H212V208H214V210H211V211H214V212H212V213H214L215 214V212H217V210H218V214H219V216H221L222 217V215H220V213L221 214H223V216L224 217H226L227 218V221H231L230 223L229 222H227V224L229 223L230 224V226H231V228H230V226L228 227L229 228V230L230 229H234V230H236L234 233L235 234H237V230H239L240 229V231H241V229H244L242 226H244L245 224H247L245 227H247L248 228V234H249V227L248 226H250L251 227V229H256V231H257V229L258 228H262V227H259L260 225H264V223H262V224H260V222H256L255 220H257L256 218H258V220L260 221V219H262V218H264V211H262V208H264V121H262V117H260V116H258L256 113V111L255 110H253V111H255V112H253L254 114H256L255 116H253L252 114H249V110H247V108L244 110V108L242 109V108H240L239 110V113H238V117H241L242 116V118L241 119H243L244 117V115H246L245 116V118L243 119V120H241L242 121V123L244 122V120H246L247 119V122L248 123H250L249 121H251V123L250 124H248V123H243V124H245V125H242V123H239L241 126H239L240 127V129L242 128V130H240L239 132L237 131V135L236 136H238V137H236L235 136V134H234V138L236 137L237 139L239 138V134L241 135L240 136V138L236 141L235 140V142H237L238 144H239V147L237 146L238 144L237 143H235V142H231L232 143V145H230L229 144V142H230V139H231V136L229 137V134H228V136L227 137H229L230 139L228 140V148H225V147H227V144H225V141H224V148H223V146L221 145L220 146V143L218 144V142H215V141H217V140H219L220 138H222V137H220V135L221 134H217V132H215L217 129H218V125H220L221 123H223L224 124V122H226V121H228V120H226V121H224L223 122V120L226 118V117H224V115L225 114H227V110H226V108H224L223 110H221L220 112H219V109L218 108H220L221 109V106H219V104L217 105L216 104V102H215V104L216 105H214V106H218V107H215L216 109H218V114H220L219 116H218V114H217V110L215 109V108H213V107H211V106H209L210 104H214V103H211L212 101H214V99H216V98H218V96H220V95H218V93H217V96L215 95L216 93L213 91V93H215L213 96H216V97H214L213 98V100H212V98H211V95L213 94L212 93V90L210 91ZM83 90V89H82ZM151 90H150V92H151ZM163 90V89H162ZM164 90H166L165 88H164ZM168 90H169V88H168ZM197 90L199 91V93L197 92ZM214 90V89H213ZM86 91V90H85ZM170 91V92H171ZM179 91H181V90H179ZM184 91H185V89H184ZM187 91V90H186ZM185 91V92H186ZM190 91V90H189ZM76 92H78L77 90H76ZM84 92V91H83ZM161 94H160V93ZM165 92H167V91H165ZM190 92H192V91H190ZM203 93H204V91H202ZM201 92V93H202ZM224 92V91H223ZM233 92V93H234ZM75 93V92H74ZM78 94H79V92H78ZM77 94V95H78ZM81 94L83 95L81 98H82V100L81 101H79L80 103L82 102V104H86L87 102H85L84 103V101L87 99L86 98V92L83 94L82 92H81ZM134 94H136V93H134ZM144 94V93H143ZM142 94V95H143ZM173 94V95H174ZM181 94H182V92H181ZM181 94L180 95H178V96H181ZM187 94V93H186ZM74 95H76V94H74ZM80 95V94H79ZM139 95V94H138ZM141 95V96H142ZM146 94H144V96H145ZM172 95V96H173ZM182 95H184V94H182ZM189 95V94H188ZM207 96V98L205 97V96ZM128 96V95H127ZM137 96V95H136ZM140 96V97H141ZM171 96V97H172ZM175 96H177V95H175ZM186 96V95H185ZM212 96V97H213ZM225 96V97H224ZM80 97V96H79ZM143 97V96H142ZM146 97H148V96H146ZM181 97V98H182ZM80 98V99H81ZM144 98V97H143ZM174 98V97H173ZM184 98H182V99H184ZM121 99V98H120ZM123 99V98H122ZM137 99H141V98H137ZM176 99H178V98H176ZM224 101H223V100ZM79 100V99H78ZM212 100V101H211ZM48 101V100H47ZM50 101V100H49ZM75 101V100H74ZM87 101V100H86ZM122 101V100H121ZM178 101V100H177ZM211 101V102H210ZM73 102V101H72ZM209 102H210V104H209ZM227 102H231V103H227ZM244 102V103H243ZM47 103V102H46ZM50 103V102H49ZM52 103V102H51ZM55 104V103H54ZM82 104H78L79 106H81ZM175 104V105H174ZM182 104V103H181ZM38 105H40V104H38ZM43 105V104H42ZM53 105V104H52ZM51 105V106H52ZM173 105H174V108H173ZM225 105V104H224ZM41 106V105H40ZM50 106V105H49ZM254 106V107H255ZM39 107V106H38ZM76 107V106H75ZM236 107V108H235ZM238 107V108H237ZM37 108V109H36ZM52 108H53V106H52ZM51 107H50V109H52ZM73 108V107H72ZM78 108V107H77ZM81 108V107H80ZM180 108H179V111H180ZM210 108H211V110H212V108H213V110H214V112H213V110L212 111H210ZM234 108V109H233ZM250 108V107H249ZM253 108V107H252ZM54 109V108H53ZM76 109V108H75ZM74 109V110H75ZM79 109V108H78ZM255 109V108H254ZM36 110V111H35ZM47 110V109H46ZM177 110V109H176ZM224 110H226V111H224ZM248 112H247V111ZM45 111V110H44ZM53 111V110H52ZM71 111H72V109H71ZM178 111V112H179ZM210 111V112H209ZM222 111L223 112H225V114L221 117V115H222ZM244 112V114L243 113H241V112ZM45 112H47V111H45ZM44 112V113H45ZM207 112H208V114L209 113H211V112H213L211 115H210V117H209V115L207 114ZM36 113V114H35ZM43 113V114H44ZM51 114V110H50V112H48L47 114ZM53 113H54V111H53ZM180 113V112H179ZM178 113V114H179ZM217 115H216V114ZM242 115H241V114ZM245 113H247V114H245ZM250 113H252V112H250ZM35 114V115H34ZM46 114V113H45ZM214 114V115H213ZM239 114L241 115V116H239ZM53 114H51V116H52ZM175 115V114H174ZM176 115H177V111H176ZM175 115V116H176ZM247 115H250V116H252V117H248ZM46 116H48V115H46ZM68 116V115H67ZM178 116V115H177ZM177 116L175 117V118H177ZM226 116V115H225ZM256 116H258V118L256 117ZM38 117V116H37ZM36 117V118H37ZM151 117V118H150ZM169 117V118H168ZM173 117V116H172ZM209 117V119H207ZM248 117V118H247ZM40 118V117H39ZM42 118V117H41ZM43 118H45V117H43ZM49 117H47V119H48ZM52 118H53V116H52ZM159 118V119H160ZM210 118H211V121H207V120H210ZM229 118V115H227V119ZM264 118V117H263ZM47 119H43L44 121H46ZM53 119H55V118H53ZM53 119H52V122L51 123H53ZM72 119V118H71ZM75 119V118H74ZM164 120H165V118H163ZM162 119V121H164ZM230 119H229V123H231V122H235V121H233V120H231V122H230ZM239 119V118H238ZM251 119V120H250ZM42 120V119H41ZM49 120V119H48ZM64 120H65V122H64ZM157 120V119H156ZM161 120V119H160ZM176 120V119H175ZM264 120V119H263ZM36 121H38V118L36 119ZM57 120H54V124H55V122H56ZM59 121H60V119H59ZM85 121V120H84ZM87 121V120H86ZM91 121V120H90ZM103 121H105L104 119H103ZM117 121V120H116ZM119 121V120H118ZM146 121H148V120H146ZM145 121V122H146ZM158 121V120H157ZM240 121V122H241ZM39 122V121H38ZM37 122V123H38ZM41 122H43V121H41ZM41 122H40V124H41ZM73 122H76V121H74L73 120ZM98 122V121H97ZM120 122V121H119ZM159 122V121H158ZM208 122H211V123H208ZM237 123H238V120L236 121ZM33 123V122H32ZM44 123V122H43ZM48 122H46V124H47ZM57 123V122H56ZM58 123V124H59ZM101 123V122H100ZM108 123H111V122H108ZM112 123H114V122H112ZM116 123V122H115ZM156 122H154L153 121V128H155V124ZM163 123V122H162ZM168 123V122H167ZM53 124V125H54ZM71 124H73V125H71ZM95 124V123H94ZM149 124V125H148ZM155 124V125H154ZM232 124V123H231ZM50 125V124H49ZM49 125H48V127H49ZM57 125V124H56ZM55 125V126H56ZM87 125V124H86ZM89 125V124H88ZM92 125H93V123H92ZM98 125H101L102 126V123L101 124H98ZM98 125H96V126H98ZM104 125V124H103ZM111 125V124H110ZM114 125V124H113ZM148 125V126H147ZM211 127H210V126ZM227 125V124H226ZM68 126H71V129H73V130H71L70 129V127H69V129H67L68 128ZM73 126V127H72ZM85 126V125H84ZM90 126V125H89ZM95 126V125H94ZM107 126H108V124H107ZM147 126V127H146ZM168 126H169V124H168ZM229 126V125H228ZM227 126V127H228ZM44 127V126H43ZM46 127V126H45ZM50 127H52V126H50ZM90 127H92V126H90ZM112 127V126H111ZM114 127V126H113ZM117 127H118V122H117ZM144 127H146V128H144ZM220 127H222V124H221V126ZM231 127V126H230ZM235 127H236V125H235ZM37 128V129H36ZM54 128H56V127H54ZM110 128V127H109ZM143 128H144V130H143ZM173 128V127H172ZM209 128H211V129H209ZM40 129V128H39ZM45 129V128H44ZM47 129V128H46ZM49 129V128H48ZM52 129V128H51ZM106 129V128H105ZM110 129H112V128H110ZM109 129V130H110ZM224 129H227V128H225V127H223V133L224 132H227V130L229 131V129H227L226 131L224 130ZM54 130V129H53ZM76 130V129H75ZM90 130L92 131V132H90ZM106 130H108V129H106ZM161 130H162V128H161ZM168 130H169V128H168ZM171 130V129H170ZM201 130V131H200ZM220 130V133L222 132V130H221V128L219 129ZM235 130H237V129H235ZM52 131V130H51ZM64 131H68L67 133H68V135H73V139H74V141L75 142H73L72 141V135L69 137H67V138H69V139H71V140H67V138H66V132H64ZM88 131V130H87ZM148 131H149V128H148ZM154 131H156V130H154ZM159 131V130H158ZM232 131V130H231ZM234 131V130H233ZM45 131H43L42 133H44ZM106 132V131H105ZM107 132H109V133H112V131L110 132V131H107ZM167 132V134H169V132L168 131H166ZM197 132H196V134H195V136H197ZM203 133V135H202V133ZM214 132L219 136V139L218 138H216V136H214L213 137V135H216V134H214ZM66 133V134H65ZM70 133V134H69ZM89 133V134H88ZM114 133H116V132H114ZM113 133V134H114ZM151 133H153V134H151ZM189 133V132H188ZM209 133H211L210 135H212V137L211 136H209L208 134ZM228 133V132H227ZM48 134V135H47ZM79 134V135H78ZM86 134V133H85ZM105 134V133H104ZM108 134V133H107ZM158 134V133H157ZM172 134V133H171ZM43 135H45V134H43ZM116 135V134H115ZM164 135V134H163ZM162 135V136H163ZM170 135V134H169ZM168 135V136H169ZM175 135V134H174ZM192 135V134H191ZM194 135V134H193ZM192 135V136H193ZM226 135V134H225ZM42 136V135H41ZM168 136H166L165 135V137H168ZM186 136H188V135H186L185 134V136L184 137H182V140H179V141H183V138L185 139L186 138ZM206 136H208V138L206 137ZM217 136V137H218ZM222 136H224V135H222ZM160 137V136H159ZM170 137H171V135H170ZM194 137V136H193ZM192 137V138H193ZM226 137V136H225ZM45 138H46V141L47 142H49V144H47V143H45ZM65 138V139H64ZM165 141H166V139L164 138V137H162ZM161 138V139H162ZM169 138V137H168ZM191 138V137H190ZM190 138H189V140H190ZM191 138V139H192ZM224 138V137H223ZM233 138V137H232ZM48 139V140H47ZM160 139V138H159ZM162 139V142L164 143V144H167V145H162L161 146V148L163 147V146H165L164 147V153L162 152V149L160 148V150H161V153L164 155V161L162 162L163 164L161 165L162 166V171H164V167L166 166V165H169V168H165L167 171H169V169L171 168L170 166H172L173 168L175 167V169H177V168H179V166H180V168L182 167V161L183 160H179V158H178V156H180L181 158L180 159H184L185 161H186V158L187 159H192V158H190V154L189 153H191L190 151L188 152V150H187V144H189V142H188V138H186L185 140L188 142V143H183V142H176V141H174V139H172L171 138V140L168 142L167 141V143H165L164 142V140ZM40 140H42V143L43 144H40V146L38 145V143L39 142H41ZM167 140H169V139H167ZM178 140V139H177ZM193 140V139H192ZM221 141H223V139H220ZM225 140H226V138H225ZM44 141V142H43ZM71 141V142H70ZM157 141H158V139H157ZM227 141V140H226ZM231 141H234L233 139H231ZM73 142V143H72ZM107 142V143H106ZM154 142V143H153ZM161 142V141H160ZM159 142V143H160ZM162 142H161V144H162ZM194 142V141H193ZM69 143H71V144H69ZM151 143V144H150ZM152 143H153V145H152ZM155 143H157L156 145H155ZM191 143V142H190ZM200 143V144H199ZM217 143V144H216ZM234 143V144H233ZM48 146H47V145ZM150 144V145H149ZM217 145V146H219L220 147V149L219 148H217V150H215L216 151V153L218 152V150H219V152H218V154H212V152L211 151H213L212 150V148H214L215 146L214 145ZM37 145H38V147H37ZM43 145H45V146H47L46 147V149H45V146H43ZM148 145H149V147L150 148H148ZM192 144H190V146H191ZM235 145V146H234ZM189 146V147H190ZM216 146V147H217ZM42 147H44V150L42 149ZM188 147V148H189ZM192 147V146H191ZM190 147V148H191ZM197 146H195V148H196ZM232 147H234L235 149L237 148V150L238 151H234V148H232ZM148 148V149H147ZM151 148H154V149H151ZM146 149V150H145ZM210 149H211V151H210ZM232 150V151H230L229 152V150ZM194 150V149H193ZM193 150H192V152H193ZM209 150V151H208ZM229 152V154L230 153H232L233 151H234V155L233 154H231V156L230 155H228V153L226 152ZM145 151H147L146 153H145ZM152 151V152H153ZM157 151H158V149H157ZM182 151H184L185 153H183ZM194 151H196V150H194ZM222 151H224V152H222ZM238 152H240L241 153V155L238 153ZM160 153V154H161ZM199 153V154H200ZM215 153V152H214ZM224 153H226L228 156H230L229 158H228V156L226 155V154H224ZM144 154V155H143ZM150 154V153H149ZM155 154V153H154ZM191 154H193V153H191ZM199 154H197L198 156L197 157H199L200 155ZM205 154V153H204ZM204 154L201 156V157H199V160H201L202 158H205V159H208L207 157H205L204 156ZM240 155L241 156V158L238 156V158H236V159H241V161L239 160V162H241V164L239 165L238 164V161L237 160H234L235 159V155ZM142 155H143V157H142ZM147 155V154H146ZM196 155V154H195ZM194 155V157H196ZM223 155H225V156H223ZM251 155H253V157L251 158L252 160H250V158H249V156H251ZM154 156V155H153ZM157 156V155H156ZM161 156V155H160ZM175 156H177V159H176V161L175 160H173L174 158H176ZM193 156V155H192ZM191 156V157H192ZM219 156H216L217 158L219 157ZM234 158H233V157ZM142 157V158H141ZM221 157V158H222ZM225 157H227L226 159H224ZM233 158V159H230V158ZM237 157V156H236ZM147 158V157H146ZM156 158V157H155ZM154 158V159H155ZM157 158H161V160H162V157H159V156H157ZM172 160H171V159ZM201 158V159H200ZM220 158V157H219ZM151 159H152V157H151ZM151 159H147V161L148 160H151ZM153 159V160H154ZM168 159H170V162H168ZM194 159V158H193ZM192 159V161H190V162H193V161H195V160H193ZM216 159V158H215ZM228 159H230L229 161H231L232 162V160L235 162V161H237V163L236 164H238V166H240V167H242L243 166V168L242 169H240V167H238L235 163H234V165H233V163H232V165H231V168H229V169H227L226 168V166L228 165V164H230L229 163V161H226V160H228ZM146 160V159H145ZM153 160H152V162H153ZM160 160V161H161ZM209 160V159H208ZM159 161V160H158ZM172 161V162H171ZM185 161H183V163L185 162ZM187 161H189V160H187ZM196 161H198L197 160V158H196ZM205 161H207V160H205ZM215 161V162H214ZM141 162V161H140ZM143 162V161H142ZM151 162V161H150ZM169 164H168V163ZM217 162V163H216ZM160 164H161V162H159ZM158 163V164H159ZM189 165L191 164V163H189V162H187ZM199 163V162H198ZM197 163V164H198ZM203 163V162H202ZM228 163V164H227ZM196 164V165H197ZM145 165V164H144ZM195 165V164H194ZM208 166H209V164H207ZM222 166L221 168L223 169V172H222V170H219V173H218V171L216 170L217 169V166ZM236 165V166H235ZM134 166V167H133ZM137 166V165H136ZM178 166V167H177ZM185 166V165H184ZM218 166V167H219ZM186 167V166H185ZM188 167V170L189 169H191V168H189L190 166H187ZM228 167V166H227ZM230 167V166H229ZM133 168H135L136 169V171H132L133 170ZM194 168V167H193ZM195 168H197V167H195ZM210 168V169H209ZM239 168V169H238ZM148 169V168H147ZM159 169H161V167L159 168ZM174 169V171H177V170H175ZM218 169H220V168H218ZM234 169H238L236 172H234L233 170ZM248 169H250V170H248ZM171 170H173L172 168H171ZM182 170H184V169H182ZM192 170H197V169H192ZM230 171V172H232V174L234 173H237V175L238 176H244L243 178H246V176L245 175H248V177H247V181H248V183H246V184H248L247 186L246 185H244V186H246L245 188H246V191L248 190L249 191V193L248 192H243L242 190V187H243V182H244V179H242L241 177H239V178H241V179H239L240 181L238 182V181H236L235 180V178L237 179V176H236V174H235V177L233 176V178L231 177V183H229V182H227V181H229V178H228V176H227V174H229L227 171ZM248 170V171H247ZM172 172L171 171V174L173 173V174H175V172ZM181 171V170H180ZM179 171V172H180ZM198 171H199V168H198ZM201 171H199L198 173H200ZM221 171V172H220ZM248 174H247V173ZM139 173V172H138ZM161 173V172H160ZM165 173V172H164ZM163 173V174H164ZM167 173H169V172H166V174ZM186 173H188L187 171H186ZM196 173V172H195ZM239 173V174H238ZM246 173V174H245ZM137 174V173H136ZM171 174L169 173L168 174V176L169 177H172L171 176ZM177 174V173H176ZM183 174H185V173H183ZM188 174H190V173H188ZM201 174V173H200ZM200 174H199V176H200ZM245 174V175H244ZM133 175V174H132ZM162 175V173L160 174V176ZM198 175V174H197ZM202 175V174H201ZM138 176V175H137ZM181 176H182V174H181ZM185 176V177H184ZM186 176L187 177H190V176H188V175H183V177L184 178H186ZM127 177V178H126ZM163 177H166V175H164ZM173 177H174V175H173ZM176 177H178V176H176ZM202 177L204 178L203 180H204V182H202ZM126 178V179H125ZM132 178V177H131ZM133 178H135V177H133ZM228 178V179H227ZM179 179H181V178H179ZM187 179V178H186ZM190 179V178H189ZM189 179H187V180H189ZM129 180L130 179H128L127 180V182L129 183ZM158 181V183H159V180H161V179H157ZM174 181H175V179H173ZM123 181V182H122ZM161 181V182H162ZM178 181H180L181 182V180H178ZM126 181H125V183H127ZM130 182H133V181H131L130 180ZM170 182H172V185H170L171 183ZM245 182H246V179H245ZM127 183V184H128ZM163 183V182H162ZM192 183H195V182H192ZM242 183V184H241ZM126 184V185H127ZM131 183H129V185H130ZM240 184H241V186H240ZM125 185V184H124ZM124 185H122V186H124ZM158 185V184H157ZM201 185V186H200ZM151 186V185H150ZM150 186L148 187V188H150ZM180 186H182V187H180ZM198 186H199V188H198ZM240 186V190L242 191V193H243V197H245V198H247V199H242V200H240L241 198H243V197H240L241 195H242V193H241V195H240V193H239V189H238V187ZM125 187V186H124ZM154 186H152V188H153ZM180 187V188H179ZM126 188V187H125ZM127 188H128V186H127ZM148 188H147V190H148ZM157 188V187H156ZM173 188V189H172ZM179 188V189H178ZM182 188H184L187 192H185V190H182ZM244 188V187H243ZM245 188H244V190H245ZM123 188L121 187V190H122ZM129 189V188H128ZM135 189V188H134ZM136 190V189H135ZM146 190V189H145ZM153 190H154V188H153ZM157 189H155L154 191H156ZM162 190V188H161V191L163 192V197H165L166 198V196H167V194L166 193H164V191ZM170 190V191H169ZM119 191V190H118ZM117 191V192H118ZM126 191V190H125ZM131 191V190H130ZM152 191V190H151ZM47 192V194H45ZM85 192H88L89 194H91V201H90V199L88 198V196H90V195H88V193H86V195H88V196H84V194H85ZM116 192V193H117ZM122 192V191H121ZM127 192V191H126ZM134 192V191H133ZM132 192V193H133ZM137 192V191H136ZM139 192V191H138ZM146 192V191H145ZM153 192V191H152ZM119 193V192H118ZM142 193H144L143 191L141 192V194ZM157 193H159V191L158 192H156L155 193V195L157 194ZM246 193V194H245ZM45 194V196L44 197H42L43 195ZM94 194V195H93ZM153 194V193H152ZM92 195H93V197H92ZM124 195V194H123ZM123 195H121V196H123ZM125 195H126V193H125ZM128 195V194H127ZM136 195V194H135ZM134 195V196H135ZM143 195V194H142ZM141 195V196H142ZM161 193L157 196V197H161ZM52 195H50V197H51ZM115 196V195H114ZM120 196V197H121ZM131 196V195H130ZM147 196V195H146ZM48 197V196H47ZM117 197V196H116ZM119 197V198H120ZM127 197V196H126ZM125 197V198H126ZM238 197H239V200H238ZM86 198V199H85ZM92 198H93V200H92ZM111 198H113V197H111ZM111 198H110V200H111ZM115 198V197H114ZM113 198V199H114ZM136 198L139 200V196L137 197L136 196ZM135 197L133 198L132 197V199H134V200H132L131 199V201L129 202V196H128V203H131V204H135V200L137 201V199H136ZM147 198V197H146ZM149 198V197H148ZM49 199V198H48ZM51 199H55V198H53V197H51ZM50 199V200H51ZM112 199V200H113ZM122 199H124V198H122ZM141 199V198H140ZM145 198H143V200H144ZM158 199V198H157ZM164 198H162V200H163ZM164 200L165 202H169V201H171V199H169V200ZM172 199V200H173ZM85 200V202L87 203V202H89V204L87 205L86 203H83L82 201H84ZM87 200V201H86ZM89 200V201H88ZM120 200V199H119ZM126 199H124L123 201H121V204L122 203H124V202H126L127 201ZM142 200V201H143ZM159 200V199H158ZM162 200H160V201H157V202H159V204H163L162 206H165L167 203H161V201ZM49 201V200H48ZM55 201H56V199H55ZM106 200H104V202H105ZM118 201V200H117ZM134 201V202H133ZM140 201V200H139ZM147 201V200H146ZM181 201V202H180ZM198 201L200 202V203H198ZM203 201V202H202ZM103 202V203H104ZM107 202V201H106ZM115 202V201H114ZM113 202V203H114ZM133 202V203H132ZM144 202V201H143ZM163 202V201H162ZM202 202V203H201ZM49 203H50V201H49ZM55 203V202H54ZM91 203V204H90ZM100 203V202H99ZM108 203V202H107ZM111 203V202H110ZM119 203V202H118ZM128 203H124L125 204V206L123 207V208H120V203L118 204L119 205V207H117V210H115L116 212L115 213H113L114 211H112V212H110V215L109 216H111L112 215V213H113V215L110 217L112 220H111V222L110 221H108V219H107V221H105L107 224H106V227H107V225H108V223H110L109 225V228L112 226V228L113 227H117V226H119V225H121V224H123L124 222H123V220L127 217V220L129 219V218H131V220L132 219H137V221L139 220V221H141V219L145 216H143L142 218L140 217V216H138L139 214H135L136 212L133 210L134 209V207L135 206H131V204H128ZM147 203V202H146ZM149 203H151V202H149ZM241 203H242V205H243V207H240L239 206V204L241 205ZM45 204H46V206H45ZM52 204V203H51ZM116 204H117V202H116ZM127 204V205H126ZM155 204V203H154ZM159 204H155V205H159ZM87 205V206H86ZM98 205V204H97ZM114 205V204H113ZM112 205V206H113ZM118 205H116V206H118ZM145 205V204H144ZM147 205V204H146ZM161 205H159L160 206V208H161ZM56 206V205H55ZM60 206L58 207V208H60ZM86 206V207H85ZM99 206V205H98ZM115 206V207H116ZM139 206V205H138ZM141 206H143V205H141ZM195 206V205H194ZM193 206V207H194ZM57 207V206H56ZM108 207H110V206H108ZM148 207V206H147ZM201 207V208H200ZM90 208H92V207H90ZM138 208V207H137ZM149 208V207H148ZM208 208L207 209H205V211L206 210H208ZM50 209V208H49ZM98 209V210H97ZM112 209H113V207H112ZM112 209H110V210H112ZM116 209V208H115ZM145 209V208H144ZM158 209V208H157ZM177 209H179V208H177ZM182 209V210H183ZM196 209V208H195ZM37 210V211H36ZM59 210H61V209H59ZM58 210V211H59ZM92 210V209H91ZM96 210L98 211V212H96ZM139 210V209H138ZM148 210V209H147ZM160 210V209H159ZM188 210V211H187ZM193 210V209H192ZM192 210H190V211H192ZM198 210V209H197ZM203 210V209H202ZM39 211H40V209H39ZM42 211V210H41ZM46 211V210H45ZM53 210H51L50 212H52ZM86 211H88V212H86ZM103 211V210H102ZM189 211V212H190ZM208 211V212H209ZM211 211H210V213H211ZM33 213V214H28V215H31V216H29L30 218H29V221L28 220H26V218H25V216H24V214L25 213ZM93 212V213H92ZM101 212V211H100ZM135 212V213H134ZM147 212V211H146ZM150 212H152V211H150ZM160 212V211H159ZM178 212V213H177ZM176 213L177 214H179V211H177ZM197 212V211H196ZM203 212V211H202ZM49 213V212H48ZM53 213V212H52ZM62 213V212H61ZM65 213V212H64ZM67 213H71V212H67ZM66 213V214H67ZM77 213V214H78ZM139 213V212H138ZM140 213H143V212H141L140 211ZM162 213V212H161ZM175 213V214H176ZM180 213H182V211L180 212ZM184 212H183V215L181 214V216H184V217H180V214L177 216V214H176V216H175V214L173 213V217H172V225H173V223H174V225H176L177 224V222H179V219L181 218H186V216L188 217V219H187V221L188 220H191V219H189V216H192V215H195V214H192V215H190L191 214V212L190 213H188L189 215H187V213H186V215H184L185 214ZM193 213V212H192ZM200 213V212H199ZM204 213V212H203ZM211 213V214H212ZM43 214H45L44 212H43ZM91 214H93V216L91 215ZM106 214H107V212H106ZM160 214V213H159ZM197 214V213H196ZM201 214V213H200ZM200 214L198 215V216H200ZM205 214V213H204ZM203 214V215H204ZM217 214V215H218ZM40 214L38 213V216H39ZM49 215V214H48ZM58 214H56V216H57ZM70 215V214H69ZM103 215H104V213H103ZM151 215H152V213H151ZM216 215V216H217ZM36 216V215H35ZM50 216V215H49ZM53 216V215H52ZM67 216V215H66ZM65 216V217H66ZM73 216V215H72ZM108 216V217H109ZM161 216H163V215H161ZM195 216H197V215H195ZM197 216V217H198ZM39 217H41L42 219H41V221L43 220V218L45 217H43L42 216V214L39 216ZM39 217H36V218H38V220L40 221V218ZM48 217V216H47ZM51 217V216H50ZM58 217H59V215H58ZM61 217V216H60ZM71 217V216H70ZM75 217V216H74ZM77 217V216H76ZM107 217V218H108ZM148 217V216H147ZM157 217H159L158 216V214H157ZM201 217V216H200ZM199 217V218H200ZM204 217V216H203ZM202 217V218H203ZM211 217H213L212 215H211ZM224 217H222L223 218V220H224ZM35 217H34V221L35 220H37ZM55 218V217H54ZM57 218V217H56ZM55 218V219H56ZM80 218V219H81ZM102 218V217H101ZM105 218V217H104ZM154 218V217H153ZM192 218V220H193V216L191 217ZM196 218V217H195ZM195 218H194V221H196L195 220ZM201 218V219H202ZM209 217H207V219H208ZM219 218V217H218ZM225 218V219H226ZM253 218H255V220L253 221L252 220V222H254V223H252L250 220L251 219H253ZM260 218V219H259ZM7 220V222L6 221H4V220ZM30 219H32V221H30ZM48 218H46V221H48L47 220ZM61 219V218H60ZM63 219V218H62ZM73 219V218H72ZM86 219V220H85ZM100 219V218H99ZM146 219V218H145ZM144 219V220H145ZM157 219V218H156ZM197 219V221H198V218H196ZM45 220V219H44ZM43 220V221H44ZM49 220H51V219H49ZM58 220H59V218H58ZM79 220V219H78ZM102 220H104V219H102ZM155 220V218L153 219V221ZM203 220V219H202ZM210 220H211V218H210ZM220 220V219H219ZM257 220V221H258ZM40 221V222H41ZM69 221L70 220H68V223H69ZM73 221L75 222V221H77V219H73ZM72 221V222H73ZM150 221V220H149ZM151 221H152V219H151ZM152 221V222H153ZM162 221V220H161ZM182 221V220H181ZM204 221H205V219H204ZM211 221H213V220H211ZM222 221V220H221ZM246 221V222H245ZM29 222H31V223H29ZM36 222H38V221H36ZM39 222V223H40ZM49 222V221H48ZM103 222V221H102ZM126 222L127 221H125V224H126ZM130 222V221H129ZM136 222V221H135ZM148 222V221H147ZM146 222V223H147ZM155 222H157V221H155ZM163 222H165V220L163 221ZM185 223V221L183 220L182 222H181V224H183L184 225V223ZM189 222V221H188ZM188 222H187V224H188ZM192 222V221H191ZM200 221H198V223H199ZM203 222V221H202ZM208 222V221H207ZM217 222V221H216ZM256 222V223H255ZM262 222H264L263 220H262ZM10 223V224H9ZM29 223V224H28ZM35 223V222H34ZM43 222H41V224H42ZM57 223H58V221H57ZM61 223H62V221H61ZM60 223V224H61ZM68 223L66 224V223H64V224H66L65 226H66V228H68ZM80 223H83V222H80ZM84 223H87V222H84ZM89 223H91V222H89ZM141 223V222H140ZM162 223V222H161ZM176 223V224H175ZM190 223V222H189ZM197 223V224H198ZM218 223V222H217ZM221 223V222H220ZM223 223V222H222ZM226 223V220L224 221V225H226L225 224ZM243 223H244V225H243ZM30 224H32L33 226H34V228H33V226L32 225H30ZM40 224V225H41ZM45 224V223H44ZM63 224V225H64ZM70 224V223H69ZM77 224V223H76ZM105 223H103V225H104ZM137 224V223H136ZM139 224V223H138ZM148 224H150V223H148ZM186 224V225H187ZM194 224V223H193ZM197 224H194V225H197ZM202 224H204V223H202ZM212 224H215L216 225V223L215 222H213ZM228 224V225H229ZM28 225H30L31 227H32V229L30 228V226L28 227ZM37 225V224H36ZM39 225V224H38ZM39 225V226H40ZM58 225H59V223H58ZM74 225V224H73ZM86 225H89V224H86ZM153 225V224H152ZM186 225H185V227H186ZM191 224H188L187 225V228H188V226H190ZM199 225V224H198ZM228 225H226V226H224L225 227V229L224 230H226L227 229V231H228V228H227V226ZM239 225L241 226V228L239 227ZM39 226H37L38 228H37V230H42V226H40L41 228L39 229ZM50 226V225H49ZM54 226V225H53ZM61 226V225H60ZM70 226V225H69ZM77 226V225H76ZM79 226H80V224H79ZM81 226H84V225H81ZM80 226V227H81ZM143 227H144V224L142 225ZM149 226V225H148ZM151 226V225H150ZM182 226V225H181ZM200 226H201V224H200ZM199 226V227H200ZM217 226H218V224H217ZM51 227V226H50ZM54 227H56V226H54ZM54 227H52L53 229H56V231H57V228H54ZM57 227H59V226H57ZM75 227V226H74ZM105 227V228H106ZM122 227V226H121ZM145 227H147V226H145ZM163 227H164V225H163ZM199 227H197V228H199ZM220 227V226H219ZM222 227V226H221ZM220 227V228H221ZM239 227V228H238ZM252 227H256V228H252ZM258 227V228H257ZM264 227V226H263ZM7 228H10V229H8V230H6ZM43 228H44V226H43ZM46 228H48V227H46ZM46 228L44 229V230H46ZM61 228H62V230L64 231L66 228L65 227H63V226H61ZM73 228V227H72ZM120 228V227H119ZM148 228V227H147ZM184 228V227H183ZM204 228H206V227H204ZM12 229V230H13ZM14 229V230H15ZM31 229V230H30ZM70 229V228H69ZM74 230H75V228H73ZM72 229V230H73ZM82 229V228H81ZM115 229V228H114ZM165 229V228H164ZM263 229V228H262ZM52 230V229H51ZM59 230H61V229H59ZM80 230V229H79ZM78 230V231H79ZM84 230V229H83ZM87 230V229H86ZM113 230V229H112ZM183 230H186V229H183ZM187 230H189V229H187ZM192 230V229H191ZM222 230H223V228H222ZM223 230V231H224ZM245 230H247L246 228L244 229V231L242 230L241 232H243V233H247V232H245ZM260 231H257V232H262L261 233V235L263 234V231L264 230H262L261 231V229H259ZM55 231V230H54ZM120 231V230H119ZM233 231V230H232ZM251 232H250V234H252V237H253V234H254V236H256V235H258V237H262L261 235H260V233L259 234H256L254 231L255 230H250ZM253 231V232H252ZM2 232H0V233H2ZM10 232H13V231H10ZM32 232V233H31ZM38 232V231H37ZM42 231H40L39 233H37L36 234V231L34 232L35 233V235H42V233H41ZM44 232V231H43ZM67 233H69L70 234V231H68V229H67V231H66ZM65 232V233H66ZM72 232H75V231H72ZM71 232V234H73ZM77 232V231H76ZM83 232V231H82ZM190 232V231H189ZM192 232H193V230H192ZM229 232L230 231H228V234L227 235H230L229 234ZM46 233V232H45ZM55 234H56V232H54ZM61 233V232H60ZM60 233H58V234H60ZM63 233V232H62ZM84 233H85V231H84ZM114 233H115V231H114ZM217 233V232H216ZM231 233V232H230ZM8 234H9V232H8ZM12 234H14V232L12 233ZM50 234V233H49ZM52 234H53V230H52ZM52 234H51V237H52ZM64 234V233H63ZM78 234V233H77ZM111 234H112V232H111ZM170 234V233H169ZM194 234H195V232H194ZM194 234H192V235H194ZM213 234V233H212ZM223 234V233H222ZM247 234V235H248ZM256 234V235H255ZM5 235V234H4ZM61 235V234H60ZM66 235V234H65ZM64 235V236H65ZM74 235V234H73ZM122 235V234H121ZM238 235V234H237ZM240 235V234H239ZM243 235V234H242ZM260 235V236H259ZM1 236V235H0ZM3 236V235H2ZM1 236V237H2ZM44 236V235H43ZM49 235L47 234V237L45 238V239H48L47 241L45 240V239H43V238H41V240L43 239V240H45L46 242H47V244H45V245H49V249H56L57 248V245H58V241L56 242L57 243V245L55 244V241H54V243L52 242V244H51V241L52 240H54L53 239V237L55 238L56 236H53L52 237V240L50 241V238L51 237H48ZM68 236V235H67ZM70 236V235H69ZM68 236V237H69ZM82 236V235H81ZM80 236V237H81ZM90 236V235H89ZM124 236V235H123ZM125 236H126V233H125ZM132 236V235H131ZM163 236H164V234H163ZM195 236H196V234H195ZM216 236H217V234H216ZM232 236H233V233H232ZM236 236V235H235ZM245 236H246V234H245ZM245 236L243 235V239H244V241H245ZM249 236V235H248ZM248 236H246L247 237V239H248V241L250 242V240H249V238L251 237H249L248 238ZM5 237V236H4ZM4 237H2L3 239H4ZM40 236H38V239H39V241H41L40 240V238H39ZM42 237V236H41ZM62 237H63V235H62ZM67 237V238H68ZM77 237V236H76ZM95 237V236H94ZM94 237H92V239L94 238ZM97 237V236H96ZM100 237V236H99ZM106 237V236H105ZM115 237V236H114ZM148 237V236H147ZM162 237V236H161ZM170 237V236H169ZM197 237V236H196ZM220 237H221V233H220ZM227 236H225V238H226ZM237 237V236H236ZM242 237V236H241ZM251 237V240L252 239H254V237L252 238ZM19 238V237H18ZM19 238V239H20ZM57 238H58V236H57ZM74 238V237H73ZM101 238V237H100ZM126 238V237H125ZM132 238V237H131ZM165 238V237H164ZM216 238V237H215ZM218 238V237H217ZM222 238H223V235H222ZM221 238V239H222ZM238 238H239V236H238ZM256 239H258L257 238V236L255 237ZM263 238V237H262ZM20 239V240H21ZM34 239V238H33ZM36 239V238H35ZM62 239V238H61ZM86 239V238H85ZM85 239H83V240H85ZM98 239V241H99V238H97ZM106 239V238H105ZM104 239V240H105ZM115 239V238H114ZM124 239V238H123ZM172 239V238H171ZM205 239H206V237H205ZM214 239V238H213ZM232 239V238H231ZM234 239H236V238H234ZM247 239H246V242H247ZM256 239H254V240H256ZM260 239V238H259ZM1 240V239H0ZM6 240V239H5ZM70 240V239H69ZM71 240H73V239H71ZM79 240V239H78ZM82 240V238H81V241H83ZM96 240V239H95ZM95 240H93L94 242V244L92 243V245H91V247H89L90 248V252H89V254H88V257H89V260H90V256L92 257L93 256V254H96L97 252H98V250H97V248H96V243H95ZM102 240V239H101ZM225 239H223V241H224ZM240 240V239H239ZM4 241V240H3ZM36 241V240H35ZM62 241V240H61ZM120 241H122V240H120ZM161 241H163V240H161ZM167 241H169V240H167ZM227 241V240H226ZM232 241V240H231ZM23 242V243H24ZM71 242V241H70ZM92 242V241H91ZM90 242V243H91ZM97 242V241H96ZM101 242V241H100ZM103 242H105V241H103ZM115 242H116V239H115ZM171 242H172V240H171ZM228 242V241H227ZM230 242V241H229ZM233 242H235V240L233 241ZM232 242V243H233ZM245 242V243H246ZM248 242V243H249ZM253 242H255V241H253ZM257 242V241H256ZM259 242V241H258ZM40 243V242H39ZM77 243V242H76ZM90 243H89V241H88V244L90 245ZM121 243H123V242H121ZM165 243V242H164ZM163 243V244H164ZM168 243V242H167ZM166 243V244H167ZM238 243H239V241H238ZM244 243V242H243ZM247 243V244H248ZM1 244V243H0ZM62 244H64V243H62ZM61 244V245H62ZM75 244V243H74ZM79 244V243H78ZM88 244H87V246H88ZM100 244V243H99ZM130 244V243H129ZM169 244V243H168ZM171 244V243H170ZM173 244V243H172ZM172 244H171V248L173 249V246H172ZM230 244V243H229ZM233 244H235V243H233ZM241 244V243H240ZM247 244L245 245V246H247ZM251 244V243H250ZM261 244V243H260ZM3 245V244H2ZM5 245H6V243H5ZM40 245V246H41ZM67 245V244H66ZM73 245V244H72ZM105 245V244H104ZM111 245V244H110ZM109 245V248L112 246H110ZM238 245V244H237ZM249 245V244H248ZM252 245V244H251ZM1 246V245H0ZM70 246V245H69ZM68 246V247H69ZM74 246V245H73ZM122 246V245H121ZM129 246V245H128ZM142 246V245H141ZM163 246V245H162ZM165 246V245H164ZM169 246V245H168ZM241 246H243V244L241 245ZM244 246V247H245ZM8 247V246H7ZM23 247H25V246H23ZM22 247V248H23ZM67 247V246H66ZM115 247H117V246H115ZM114 247V248H115ZM166 247V246H165ZM232 247H233V245H232ZM236 247V246H235ZM239 247V246H238ZM238 247H236V248H238ZM252 247V246H251ZM59 248V247H58ZM74 248V247H73ZM79 248H81V247H79ZM83 248H85V247H83ZM105 248H107V247H105ZM105 248H103V249H105ZM121 248V247H120ZM130 248H131V246H130ZM231 248V247H230ZM241 248V247H240ZM248 248V247H247ZM2 249V248H1ZM7 249H9V248H7ZM67 249V248H66ZM70 249V248H69ZM119 249V248H118ZM132 249V248H131ZM166 249H168V248H166ZM171 249V250H172ZM233 249V248H232ZM239 249V248H238ZM242 249V248H241ZM2 250H4V248L2 249ZM24 250V249H23ZM72 250H74V249H72ZM78 250V249H77ZM109 250V249H108ZM240 250V249H239ZM5 251V250H4ZM30 251V252H31ZM48 251V250H47ZM55 251V250H54ZM65 251V250H64ZM70 251V250H69ZM68 251V252H69ZM86 251V250H85ZM97 251V252H96ZM102 252H101V254L103 253V250H101ZM111 251V250H110ZM118 251V250H117ZM125 251V250H124ZM123 251V252H124ZM232 251V250H231ZM233 251H234V249H233ZM238 251V250H237ZM243 251V250H242ZM241 251V252H242ZM249 251H250V247H249ZM248 251V252H249ZM0 252H1V250H0ZM3 252V251H2ZM7 253H8V251H6ZM22 252V251H21ZM25 252V251H24ZM24 252H22V253H24ZM29 252V253H30ZM48 252H51V251H48ZM77 252V251H76ZM107 252V251H106ZM114 252H116L115 250H114ZM240 252V251H239ZM240 252V253H241ZM244 252H246L247 254H248V252H247V250L246 251H244ZM7 253H6V255H4V256H6L7 258H8V255H7ZM10 253V252H9ZM67 253V252H66ZM88 253V252H87ZM105 253V252H104ZM103 253V254H104ZM108 253V252H107ZM111 253V252H110ZM118 253V252H117ZM251 253V252H250ZM1 254V253H0ZM13 254V253H12ZM72 254V253H71ZM76 254V253H75ZM109 254V253H108ZM233 254H235L234 252H233ZM50 255H52V254H50ZM77 255H78V253H77ZM105 255H106V253H105ZM105 255H102V257L103 256H105ZM114 255V254H113ZM112 255V256H113ZM239 255V254H238ZM243 255V254H242ZM4 256H2V257H4ZM62 256V255H61ZM74 256V255H73ZM120 256V255H119ZM231 256V255H230ZM246 256V255H245ZM253 256V254L250 256V257H252ZM1 257V258H2ZM11 257V256H10ZM14 257V256H13ZM57 257V256H56ZM109 257V256H108ZM121 257V256H120ZM235 257H237L238 258V256H235ZM234 257V258H235ZM241 257V256H240ZM246 257H249V255L248 256H246ZM249 257V259H251ZM256 257V256H255ZM0 258V260L2 261V259ZM17 258V257H16ZM18 258H21V257H18ZM31 258V257H30ZM33 258V257H32ZM31 258V259H32ZM35 258V257H34ZM33 258V259H34ZM58 258V257H57ZM76 258V257H75ZM75 258L73 259L74 261H75ZM101 258V257H100ZM139 258V257H138ZM234 258H233V260H234ZM244 258V257H243ZM254 258V257H253ZM5 258H3V260H4ZM11 259V258H10ZM27 259V258H26ZM63 259H64V257H63ZM85 259V258H84ZM92 259H93V257H92ZM104 259V258H103ZM108 259V258H107ZM116 259H117V257H116ZM122 259V258H121ZM20 260V259H19ZM25 260V259H24ZM23 260V261H24ZM38 260V259H37ZM47 260H45V261H47ZM59 260V259H58ZM58 260H56V261H58ZM69 260H71V259H69ZM68 260V261H69ZM88 260V259H87ZM95 260V259H94ZM138 260V259H137ZM246 260V259H245ZM9 261V260H8ZM7 261V262H8ZM13 261V263H14V260H12ZM32 262V260H29V262ZM55 261V262H56ZM78 262L80 261V259L79 260H77ZM82 261V260H81ZM84 261V260H83ZM98 261V260H97ZM119 261V260H118ZM123 261H125V260H123ZM127 261V260H126ZM148 261V260H147ZM147 261H145V262H147ZM237 261V260H236ZM235 261V262H236ZM22 262V261H21ZM28 262V261H27ZM66 261L65 260H63V263L64 264H66L65 263ZM73 262V261H72ZM101 262V261H100ZM104 262V261H103ZM116 262V261H115ZM134 262V261H133ZM231 262H234V261H231ZM240 262H243L242 260H240ZM249 262V261H248ZM4 264H5V262H3ZM2 262H0V264H3ZM12 263V264H13ZM23 263V262H22ZM37 263V262H36ZM40 263V262H39ZM52 263V262H51ZM59 263V262H58ZM61 263V262H60ZM74 263H77V262H74ZM81 264H83L82 262H80ZM114 263V262H113ZM131 263V262H130ZM237 263V262H236ZM243 263H245V262H243ZM250 263V262H249ZM249 263H247V264H249ZM53 264H54V262H53ZM79 264V263H78ZM93 264H94V262H93ZM97 264V263H96ZM99 264V263H98ZM101 264V263H100ZM131 264H133V263H131ZM143 264V263H142ZM163 264H164V262H163ZM231 264H234V263H231ZM239 264V263H238Z\"/></svg>",
    "mask_w": 264,
    "mask_h": 264
},
{
    "label": "snow or ice",
    "instance_id": "3",
    "mask_svg": "<svg viewBox=\"0 0 264 264\" xmlns=\"http://www.w3.org/2000/svg\"><path fill=\"white\" fill-rule=\"evenodd\" d=\"M51 11V19H54L56 15H58V13L56 12V9L53 8L50 10ZM262 87H264V81H262ZM262 211H264V208H262Z\"/></svg>",
    "mask_w": 264,
    "mask_h": 264
}]
</instances>
